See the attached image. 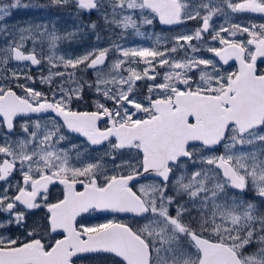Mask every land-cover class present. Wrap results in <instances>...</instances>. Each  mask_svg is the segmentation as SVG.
<instances>
[{
  "label": "snow or ice",
  "instance_id": "snow-or-ice-1",
  "mask_svg": "<svg viewBox=\"0 0 264 264\" xmlns=\"http://www.w3.org/2000/svg\"><path fill=\"white\" fill-rule=\"evenodd\" d=\"M240 14L264 0H0V264H264V22Z\"/></svg>",
  "mask_w": 264,
  "mask_h": 264
},
{
  "label": "rangeland",
  "instance_id": "rangeland-1",
  "mask_svg": "<svg viewBox=\"0 0 264 264\" xmlns=\"http://www.w3.org/2000/svg\"><path fill=\"white\" fill-rule=\"evenodd\" d=\"M241 16V19H240V22L242 23H247L248 22V18L247 16H245L244 14H240ZM41 18H44V19H49V18H52V19H56L55 17H50V14L45 12V13H37V12H34L32 10H19L17 12L14 13L13 17H12V20L13 21H23L25 19H36V20H39ZM251 19L256 22V23H262L264 22L263 19L261 18H253L251 17ZM67 17H64L63 19H60L57 21L58 23V27H63L65 26V24L67 23ZM195 26V22H191L188 27L189 28H192ZM133 42L135 44H142L144 46H149L150 44V41H146V40H143L139 37H134L132 38ZM92 43H95V40L93 39ZM101 43H104V42H101ZM88 45L85 44L84 47H87ZM69 46L67 44H64L62 45V48H68ZM71 49H75L76 50V54H79V52L83 51V48L80 47L79 45L77 44H73L71 45ZM33 71V74L39 76V71L36 69V68H33L32 69ZM37 87H41L39 84H37ZM103 218L102 216H96V214L93 215V217H91L88 221V223L90 224H95V223H103L105 221V219H101Z\"/></svg>",
  "mask_w": 264,
  "mask_h": 264
},
{
  "label": "flooded vegetation",
  "instance_id": "flooded-vegetation-1",
  "mask_svg": "<svg viewBox=\"0 0 264 264\" xmlns=\"http://www.w3.org/2000/svg\"><path fill=\"white\" fill-rule=\"evenodd\" d=\"M246 16H250V17H254V18H261V19H264V17H260V16H256V15H252V14H246ZM59 187V186H58ZM96 216H102L103 218L101 219H105V218H110L108 216H106V214H96Z\"/></svg>",
  "mask_w": 264,
  "mask_h": 264
},
{
  "label": "water",
  "instance_id": "water-1",
  "mask_svg": "<svg viewBox=\"0 0 264 264\" xmlns=\"http://www.w3.org/2000/svg\"><path fill=\"white\" fill-rule=\"evenodd\" d=\"M257 15H259V14H257Z\"/></svg>",
  "mask_w": 264,
  "mask_h": 264
}]
</instances>
